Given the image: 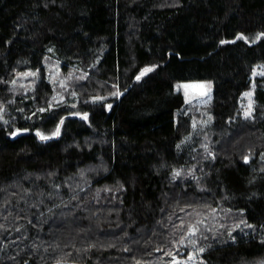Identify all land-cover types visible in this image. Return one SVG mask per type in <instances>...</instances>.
I'll list each match as a JSON object with an SVG mask.
<instances>
[{"label":"trees","instance_id":"1","mask_svg":"<svg viewBox=\"0 0 264 264\" xmlns=\"http://www.w3.org/2000/svg\"><path fill=\"white\" fill-rule=\"evenodd\" d=\"M257 67L264 0H0V264H264Z\"/></svg>","mask_w":264,"mask_h":264},{"label":"rangeland","instance_id":"2","mask_svg":"<svg viewBox=\"0 0 264 264\" xmlns=\"http://www.w3.org/2000/svg\"><path fill=\"white\" fill-rule=\"evenodd\" d=\"M49 68L52 72L53 79L56 83L59 84L60 88L57 92L56 102H65L68 98V102L78 99V92L75 90V85L80 79V77L76 76H68V77H61L59 72V66L51 62L49 64ZM264 70V67H257L255 69V73L253 75V79L256 75H259ZM34 74L32 72H26L18 81L16 85V89L18 90H25L26 92L30 90V86L33 85ZM178 91H181L185 97V101L188 105L189 112L195 114V131L197 132V128L199 131L204 129L205 125H201L197 127L199 121L203 119V117L208 114V106L212 102L213 99V86L212 82L208 80H199V81H183L178 82L175 86ZM254 89V85H253ZM253 89L247 92L244 95L243 105L245 106L246 114L250 113V109L253 105ZM54 101V102H55ZM197 118V120H196ZM199 120V121H198ZM198 122V123H197ZM204 123L207 122L206 119L203 121ZM179 261L180 264H202L200 258L196 253H192L188 258H180L178 256H173L172 260L168 264H173V261Z\"/></svg>","mask_w":264,"mask_h":264},{"label":"snow or ice","instance_id":"3","mask_svg":"<svg viewBox=\"0 0 264 264\" xmlns=\"http://www.w3.org/2000/svg\"><path fill=\"white\" fill-rule=\"evenodd\" d=\"M150 71H152L151 68H146V69H144V70L141 72L140 76H137V79L139 80V79L141 78V76L147 74V73L150 72ZM114 94H115V95H119L118 92H117V93H114ZM109 107H110V106H109ZM246 115H250V113H247ZM84 119H87V117L85 116ZM41 139H47V137L41 136ZM176 175H179V173H176ZM198 223H199V222H198ZM197 230H198V229H197L196 225H192V226H191V229H190V235H195V233H196ZM180 243H183V240H181ZM200 251H203V249H200ZM173 264H180V262L174 260V261H173Z\"/></svg>","mask_w":264,"mask_h":264}]
</instances>
